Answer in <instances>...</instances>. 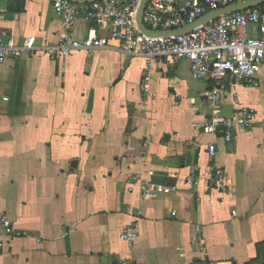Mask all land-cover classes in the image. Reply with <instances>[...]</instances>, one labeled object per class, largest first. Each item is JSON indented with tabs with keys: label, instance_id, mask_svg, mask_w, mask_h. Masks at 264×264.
<instances>
[{
	"label": "crops",
	"instance_id": "obj_1",
	"mask_svg": "<svg viewBox=\"0 0 264 264\" xmlns=\"http://www.w3.org/2000/svg\"><path fill=\"white\" fill-rule=\"evenodd\" d=\"M89 25L80 19L75 35ZM0 27L17 45L34 42L0 63V216L28 234L0 225V264H258L264 65L256 84L214 97L188 60L155 59L148 69L115 39L52 58L61 31L52 0H0ZM244 107L257 123L231 144L197 126ZM142 183L176 190L145 195ZM132 224L129 244L121 233Z\"/></svg>",
	"mask_w": 264,
	"mask_h": 264
},
{
	"label": "built area",
	"instance_id": "obj_2",
	"mask_svg": "<svg viewBox=\"0 0 264 264\" xmlns=\"http://www.w3.org/2000/svg\"><path fill=\"white\" fill-rule=\"evenodd\" d=\"M241 1L246 0H148L143 20L151 30H172L187 26L211 11ZM52 3L61 21L57 43L48 51L54 59H63L77 50L108 47L110 40L115 39L127 52L146 57L149 60L148 69L155 59L168 58L175 62L188 60L194 78L213 82L214 97L228 85L256 84L257 75L264 65V3L221 15L189 32L168 36H149L140 30L137 14L141 0H97L82 4L71 0H52ZM80 19L90 23L82 38L75 35ZM102 29L108 33L103 34ZM5 36L0 27V63L18 59L24 52L34 49L33 40L20 46ZM257 120L256 109L244 107L229 117L214 114L210 121L197 126L205 133L220 134L231 144L239 129L252 128ZM216 152L217 144H209V156L214 158ZM212 174V178L221 182L226 178L221 168H215ZM191 175L198 185L196 171L193 170ZM141 190L145 195H152L169 193L175 191L176 187L142 183ZM130 210L137 212L134 206ZM0 225L14 236L28 235L18 230L7 215L0 216ZM137 237L134 224L121 233V239L129 244H133Z\"/></svg>",
	"mask_w": 264,
	"mask_h": 264
},
{
	"label": "water",
	"instance_id": "obj_3",
	"mask_svg": "<svg viewBox=\"0 0 264 264\" xmlns=\"http://www.w3.org/2000/svg\"><path fill=\"white\" fill-rule=\"evenodd\" d=\"M71 1L82 4V3H87V2H94L97 0H71ZM147 2L148 0H141L140 6H139V10L137 14V23H138L140 30L149 36H168V35H180V34L189 32L202 23L208 22L221 15L253 8L255 6H258L264 3V0L241 1L236 4H232V5L211 11L187 26L177 28V29H172V30H166V31L151 30L144 24L143 16H144V10H145ZM92 107H93V94L90 97L88 109L91 110Z\"/></svg>",
	"mask_w": 264,
	"mask_h": 264
},
{
	"label": "rangeland",
	"instance_id": "obj_4",
	"mask_svg": "<svg viewBox=\"0 0 264 264\" xmlns=\"http://www.w3.org/2000/svg\"><path fill=\"white\" fill-rule=\"evenodd\" d=\"M258 264H264V246H262V252L260 257L258 258Z\"/></svg>",
	"mask_w": 264,
	"mask_h": 264
}]
</instances>
